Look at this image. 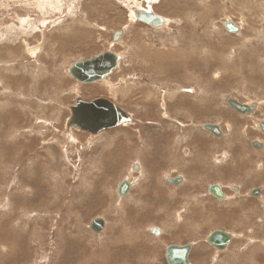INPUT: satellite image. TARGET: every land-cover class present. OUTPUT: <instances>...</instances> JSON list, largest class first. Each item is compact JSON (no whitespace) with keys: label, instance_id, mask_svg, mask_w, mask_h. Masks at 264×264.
I'll list each match as a JSON object with an SVG mask.
<instances>
[{"label":"rangeland","instance_id":"rangeland-1","mask_svg":"<svg viewBox=\"0 0 264 264\" xmlns=\"http://www.w3.org/2000/svg\"><path fill=\"white\" fill-rule=\"evenodd\" d=\"M42 1L0 0V264H166L167 246L188 243L191 264H264V202L205 195L226 183L224 169L209 162L206 174L192 158L211 143L203 123L244 122L224 107L229 95L264 117V0ZM140 7L166 27L140 22ZM226 19L240 33L226 32ZM105 51L122 57L107 81L69 75ZM158 61L163 71L151 68ZM77 97L109 100L137 123L66 131ZM137 175L119 197L118 184ZM177 176L182 187L164 181ZM215 230L232 234L222 252L205 242Z\"/></svg>","mask_w":264,"mask_h":264},{"label":"water","instance_id":"water-1","mask_svg":"<svg viewBox=\"0 0 264 264\" xmlns=\"http://www.w3.org/2000/svg\"><path fill=\"white\" fill-rule=\"evenodd\" d=\"M140 22L151 26L153 28L161 27L165 23V19L153 11H144L138 14ZM226 32L236 35L239 32V25L233 21L226 19L223 25ZM120 31L113 32L115 40H119ZM121 56L111 51H105L95 55L94 57L75 62L68 70L69 75L79 84H93L99 81L108 80L109 75L118 68ZM227 104L236 112L240 114H247L252 112L255 103L251 107L246 104H240L235 100L229 99ZM70 116L66 121V131L73 128L82 132L90 134H98L103 131L120 127L126 123H137L132 119L128 113L116 106L114 103L106 99H96L91 102H85L82 98L74 99V104L70 106ZM247 110V111H246ZM249 110V111H248ZM206 131L212 132L216 136H220V130L217 126L212 124L202 125ZM133 171H139L140 167L135 163L132 167ZM140 180V176L132 177L130 181L122 180L117 186V195L125 197L131 190L132 186ZM171 186H178L181 183L180 177L165 178L164 179ZM209 191L218 200H224V195L221 193L219 186H210ZM105 221L103 218L92 219L88 225V229L95 234L103 231ZM154 235L159 234L156 228L151 229ZM232 241V234L215 230L208 235L206 243H208L214 250L224 251ZM192 250L190 243L185 245H169L165 248V262L166 264H191L189 256Z\"/></svg>","mask_w":264,"mask_h":264},{"label":"flooded vegetation","instance_id":"flooded-vegetation-1","mask_svg":"<svg viewBox=\"0 0 264 264\" xmlns=\"http://www.w3.org/2000/svg\"><path fill=\"white\" fill-rule=\"evenodd\" d=\"M137 11L144 12V9L136 10L135 12ZM229 99L235 100L240 104H246L249 107H251L252 103H255L254 110L250 113L248 112L247 115L239 114L240 117H238V119L240 121H244L245 123H239V125L236 126L239 130V132H236V139L233 138L234 135L231 129L236 127H228V125H226V129L218 121H207L203 123L202 125L212 124L217 126L221 135L216 136L212 132L203 130L200 126L202 132L210 137L209 139L211 143L206 146V151H194L192 158L194 159L195 163H193V166L196 168V170L197 168L198 170L202 169L206 174L207 171H209V162L213 164V166L223 167L224 169L221 176L226 179L227 184L221 181L209 183L205 186V188H203L205 195L218 200L213 194L210 193L209 187L219 186L221 193L224 195V200L228 197V195L231 199L233 198L236 200L240 197H245L248 201L254 202L256 205H260L261 200L264 202V183L255 185V182L258 181L259 178L264 180V173L262 172L264 169V117H255L259 107L258 103H245L231 95L224 99L223 104L225 105L224 107L226 109L231 110L229 108L230 106L226 104V100L228 101ZM234 140L237 141L233 143ZM220 142H222L221 145L224 146L223 149L220 148ZM236 172H240L238 177L235 175ZM210 176L213 177L214 175L210 173ZM177 177L181 178V183L178 186L182 187L184 184V177ZM195 179L196 183L198 184L194 185L196 197L198 194L197 187L202 181L196 177ZM249 182L250 186H247Z\"/></svg>","mask_w":264,"mask_h":264},{"label":"bare ground","instance_id":"bare-ground-1","mask_svg":"<svg viewBox=\"0 0 264 264\" xmlns=\"http://www.w3.org/2000/svg\"><path fill=\"white\" fill-rule=\"evenodd\" d=\"M40 1H42V0H40ZM44 1H45V0H44ZM56 1H58V0H56ZM125 1H126V0H125ZM127 1H128V0H127ZM127 1H126V2H127ZM147 1H148V0H147ZM227 1H228V0H227ZM15 2H16V1H15ZM42 2H43V1H42ZM42 2H41V3L39 2V4H42V5H43ZM133 2H134V1H133ZM133 2H132V3H133ZM151 2H152V1H151ZM173 2H174V1H173ZM16 3H17V2H16ZM44 3H46V2H44ZM134 3H135V2H134ZM144 3H145V2H144ZM152 3H153V2H152ZM154 3H155V2H154ZM169 3H170V2H169ZM46 4L48 5V3H46ZM177 4H179V3H177ZM126 5H127V4H126ZM144 5H145V4H144ZM158 5H159V4H158ZM166 5H167V4H166ZM174 5H175V4H174ZM38 6H39V5H38ZM133 6H134V5H133ZM262 6H263V5H262ZM137 7H138V6H137ZM149 7H150V6H149ZM178 7H179V6H178ZM0 8H1V6H0ZM27 8H28V7H27ZM41 8H42V6H41ZM51 8H52V7H51ZM135 8H136V7H135ZM145 8H146V7H145ZM145 8H141V7H140V9H137V10H142V9H145ZM130 9H131V8H130ZM132 9H133V8H132ZM2 10H3V9H2ZM3 11H4V10H3ZM118 11H119V10H117V12H118ZM186 11H187V10H186ZM40 12H41V10H40ZM43 12H44V11H43ZM62 13H63V12H62ZM114 13H115V12H114ZM131 13H132V11H131ZM133 13L135 14V12H133ZM115 14H116V13H115ZM177 14H178V12H177ZM130 16H131V14H130ZM134 16H135V15H134ZM134 16H133V17H134ZM10 17H11V16H10ZM30 17H31V16H30ZM133 17H132V19H133ZM233 17H234V16H233ZM22 18H23V17H22ZM117 18H118V17H117ZM224 18H225V17H224ZM238 18H239V17H238ZM25 19H26V18H25ZM164 19H165V18H164ZM128 20H130V19H128ZM19 21H20V20H19ZM16 22H17V21H16ZM27 22H28V21H27ZM132 22H133V21H132ZM30 23H31V21H30ZM18 24H19V23H18ZM131 24H132V23H131ZM166 24H167V20L165 19V23H164L161 27H158V28H159V29H160V28L162 29V28L166 27ZM26 25H27V23H26ZM128 25H129V24H128ZM9 26H10V25H9ZM133 26H134V25H133ZM14 28H15V27H14ZM17 28H18V27H17ZM20 28H21V27H20ZM26 28H27V27H26ZM128 28H129V27H128ZM10 29H11V28H10ZM12 29H13V28H12ZM18 29H19V28H18ZM15 30H16V28H15ZM157 30H158V29H157ZM44 32H45V31H44ZM10 33H11V31H10ZM10 33H9V34H10ZM12 33H13V32H12ZM12 33H11V34H12ZM239 33H240V25H239ZM5 34H6V33H5ZM19 34H20V32H19ZM26 35H27V34H26ZM10 36H11V35H10ZM10 36H9V37H10ZM17 36H18V35H17ZM23 36H24V35H23ZM235 36H236V35H235ZM242 37H243V36H242ZM14 38H16V37H14ZM14 38H13V39H14ZM224 39H225V38H224ZM119 40H120V39H119ZM119 40H118V41H119ZM14 41H15V40H14ZM0 42H1V41H0ZM43 42H44V41H43ZM30 44H31V43H30ZM42 44H43V43H42V41H41V42L39 43L37 49L41 48V47H42ZM36 45H37V44H36ZM36 45H35V46H36ZM15 47H16V46H15ZM15 47H14V49H15ZM225 47H226V46H225ZM11 48H12V47H11ZM199 48H200V47H199ZM14 49H13V50H14ZM17 49H18V48H17ZM27 49H29V50L32 49V50H33V48L31 47V45H30V47L27 45ZM202 49H203V48H202ZM202 49H201V51H202ZM205 49H206V48H205ZM219 49H221V46L219 47ZM209 51H210V50H209ZM23 52H24V51H23ZM29 53L31 54L30 51H29ZM168 53H169V52H168ZM203 53H204V52H203ZM212 53H213V52H212ZM33 54H34V53H33ZM33 54H32V55H33ZM143 54H144V53H143ZM154 54H157V53H154ZM208 54H210V53H208ZM219 54H220V53H219ZM148 55H151V54L148 53ZM148 55H147V58H149ZM160 55H161V54H160ZM160 55H159V56H160ZM206 56H207V53H206ZM11 57H12V56H11ZM141 57H142V56H141ZM121 58H122V57H121ZM155 58H156V57H155ZM161 58H162V57H161ZM161 58H160V59H161ZM121 60H122V59H121ZM118 65H120V61H119V64H118ZM159 65H160V66H159ZM166 65H167V69H168V64L166 63ZM151 66H153V65H151ZM154 66H155V65H154ZM169 66H170V65H169ZM118 67H119V66H118ZM151 68H152L153 70L155 69V70H159V71H163V70H164V68H163V66H162V64H161V62H159V61H158V65H157L156 68H153V67H151ZM174 69H175V68H174ZM115 71H116V70H115ZM151 71H152V70H151ZM67 73H68V72H67ZM118 74H119V73H118ZM219 74H220V73H219ZM198 84H199V82H198ZM200 87H201V85L199 86V89H201ZM196 88H197V87H196ZM111 89H112V88H111ZM185 91H187V90H185ZM193 91H194V90H193ZM197 91H198V90H197ZM181 92H182V91H181ZM187 92H188V91H187ZM190 92H191V91H190ZM113 99H114V98H113ZM93 101H94V100H93ZM260 101H261V100H260ZM85 102H86V101H85ZM90 102H91V101H90ZM226 104H227V100H226ZM229 108H230L232 111H234L231 107H229ZM235 112H236V111H235ZM237 113H238V112H237ZM239 114H240V113H239ZM241 115H242V114H241ZM246 115H247V114H246ZM238 116H239V115H238ZM239 117H240V116H239ZM241 118H244V117H241ZM134 120H135V119H134ZM229 120H230V119L224 120L223 124L225 123V124L228 125V127H231V124H230L231 122H228ZM246 120H247V119H246ZM232 124H233V123H232ZM201 128H202V126H201ZM225 128H226V127H225ZM71 129H72V128H71ZM202 129H203V128H202ZM226 129H227V128H226ZM69 130H70V129H69ZM203 130H204V129H203ZM261 133H262V132H261ZM186 181H187V180H186ZM183 182H184V181H183ZM212 232H213V231H212ZM212 232H211V233H212ZM209 234H210V233H209ZM207 237H208V236H207ZM207 237H206V238H207ZM205 242H206V239H205ZM207 244H208V243H207ZM225 250H226V249H225ZM215 251H216V250H215ZM217 252H219V251H217ZM165 257H166V254H165Z\"/></svg>","mask_w":264,"mask_h":264},{"label":"crops","instance_id":"crops-1","mask_svg":"<svg viewBox=\"0 0 264 264\" xmlns=\"http://www.w3.org/2000/svg\"><path fill=\"white\" fill-rule=\"evenodd\" d=\"M240 28H241V27H240ZM160 29H161V28H160ZM38 45H39V43H38ZM187 91H189V90H187ZM191 92H193V90H191ZM197 105L199 106V104H197ZM198 106H197V107H198ZM234 112H235V111H234ZM231 114H233V115L236 116V117H239L238 115H236V113L231 112ZM226 117H227V116H226ZM220 119H221V118H220ZM222 120L224 121V120H227V119H222ZM243 120H244V119H243ZM230 124H231V127H235V124H234V123L232 124V122H231ZM226 125H227V124L224 123L222 126L225 128ZM236 125L238 126V125H239V122H237ZM237 132H239V130H238ZM204 134H205V133H204ZM233 138L236 139V136L234 135ZM236 141H237V140H234L233 143L236 142ZM221 143H222V142H220V148H224V146H222ZM214 144H215V143H214ZM197 154H198V153H197Z\"/></svg>","mask_w":264,"mask_h":264}]
</instances>
